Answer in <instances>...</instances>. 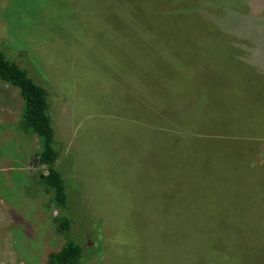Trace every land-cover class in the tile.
Returning a JSON list of instances; mask_svg holds the SVG:
<instances>
[{"label":"rangeland","instance_id":"rangeland-1","mask_svg":"<svg viewBox=\"0 0 264 264\" xmlns=\"http://www.w3.org/2000/svg\"><path fill=\"white\" fill-rule=\"evenodd\" d=\"M261 40L264 0H0V48L52 89L72 221L56 229L49 194L28 195L45 172L38 141L21 130L18 89L0 81V264H44L38 252L66 237L89 250L80 264H264L261 190L164 126L180 124L171 108L212 121L229 102L264 104L250 63Z\"/></svg>","mask_w":264,"mask_h":264},{"label":"trees","instance_id":"trees-1","mask_svg":"<svg viewBox=\"0 0 264 264\" xmlns=\"http://www.w3.org/2000/svg\"><path fill=\"white\" fill-rule=\"evenodd\" d=\"M0 81L11 88L18 89L22 98L21 130L28 135L36 137L38 141L35 166L44 168L45 172L35 176L32 183V188L35 190L28 192V195L34 197V195L43 193V191L49 194L52 209L57 211V215L53 219L56 223L55 227L56 229L62 228L64 233L67 234L71 230L72 224V221L68 218L71 204L69 203L66 177L55 167V162L60 156V149L56 145L57 142L49 113L48 94L50 83H42L44 87L37 84L28 75L27 71L15 61L9 59L1 48ZM189 122L192 124L191 120ZM194 128L202 132L211 129L213 132L207 136H195L198 141L197 145H193L195 149L201 155L214 154L216 163L218 162L224 167L230 162L234 163L230 170L235 172L239 178L250 183L252 188L260 189L261 192L257 191V193L263 195L261 198L264 200V163L258 164L254 161L260 141L222 137L223 134L216 131V127L208 122L202 125L200 123L199 126L195 125ZM212 135L215 138H212ZM216 135H221V137L217 138ZM213 171H217L216 168ZM217 173L222 175L230 174L225 172ZM230 177L232 178V176ZM81 209H83L82 206ZM92 225L90 226L92 229L96 227L99 229L98 220ZM88 234L89 243L98 251L100 248V237L96 238V235ZM29 241H35L34 245L37 244L41 247L40 240H35V237L30 238ZM87 251L89 250L87 249ZM87 251L84 245L70 237H66L58 249L46 251L41 249L38 253L43 258L44 264H80Z\"/></svg>","mask_w":264,"mask_h":264},{"label":"crops","instance_id":"crops-1","mask_svg":"<svg viewBox=\"0 0 264 264\" xmlns=\"http://www.w3.org/2000/svg\"><path fill=\"white\" fill-rule=\"evenodd\" d=\"M252 60H250L252 71L253 73L260 75L264 78V45L262 40L257 43L256 51L250 55ZM235 71L233 69H230L228 72H223L220 69L216 70L214 73V77H225V76H232ZM246 77V76H245ZM246 85V84H245ZM228 90V89H227ZM141 95L147 96L148 95V88L147 87H141ZM222 95H224V91H222ZM149 96H151V102L155 105L151 108V112H153L156 115L157 119L162 118V114L157 111L158 108V101L161 103L162 97L158 93V89L156 88L154 92L151 91L150 87V93ZM154 101V102H153ZM241 104V107H240ZM199 106L203 109H207V104L204 101H201ZM219 111L214 114H210L206 112L207 115L210 116L212 121H205L197 117H190L186 116L182 113V111L178 108H171V115L175 120H177L180 124H175L174 121L172 123V120H166L165 127L169 131V127H173L176 129L171 130V133L173 131H177L179 135H187L192 136L195 138V136H207L210 133H213L212 130H206L205 132H202L201 130H195V122L204 124L208 122L209 124H212L214 127H216V131L221 132L223 135L222 137L226 136L229 138L234 139H242V140H255L260 141V144L258 146V152L255 157L256 163H264V131L259 133L260 130H264V104H261L260 102L255 104L253 107H244L242 103L239 102H229L227 105H223L221 108H218ZM143 110L147 111V109L143 108ZM240 110H244L241 112ZM255 113H258L259 120L257 123H254V117L256 116ZM239 115L242 116V119L237 118ZM160 117V118H159ZM181 120V121H180ZM191 120L192 124L189 122ZM253 120V123H250V121ZM154 121V120H153ZM189 122V123H187ZM197 124V126H199ZM254 126L258 127L259 131L257 133L252 134H246L244 132H240L239 135L235 133L237 131L236 128L241 130H247L251 129ZM193 127V128H192ZM206 129V127H205ZM173 134V133H172ZM176 136V135H174ZM212 138H215L213 135ZM216 137H221V135H216ZM182 144V142L177 141ZM69 191V190H68ZM13 248V247H10ZM6 249V247H5Z\"/></svg>","mask_w":264,"mask_h":264}]
</instances>
